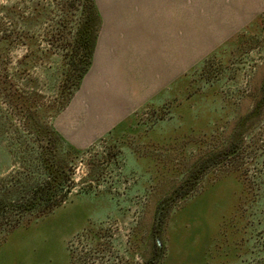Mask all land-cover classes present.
<instances>
[{"label": "rangeland", "instance_id": "1", "mask_svg": "<svg viewBox=\"0 0 264 264\" xmlns=\"http://www.w3.org/2000/svg\"><path fill=\"white\" fill-rule=\"evenodd\" d=\"M35 2L49 0L0 6L27 15ZM94 5L100 26L77 89L62 85V52L47 38L57 16L17 22L0 45V202L20 219L7 234L0 220V264H264V113L247 118L264 82V0ZM84 9L67 34L80 27L91 46L97 21ZM34 125L57 135L37 140ZM230 145L247 152L233 161ZM40 152L68 195L22 217L26 188L43 181Z\"/></svg>", "mask_w": 264, "mask_h": 264}, {"label": "trees", "instance_id": "2", "mask_svg": "<svg viewBox=\"0 0 264 264\" xmlns=\"http://www.w3.org/2000/svg\"><path fill=\"white\" fill-rule=\"evenodd\" d=\"M91 3V10H92V16L97 21V29H95L96 34L93 38V41L85 40V36H88L89 32H86L84 30L80 31V27H78L75 31L74 40H70V36L67 34L68 29V20L74 16V15H80V16H88V12L86 8L87 3ZM0 10L3 13V16H5L9 21V28L0 29V45H2L5 42H10L13 38H16L15 32H16V23L19 22L23 25V27H28V25H34L41 21L42 19H45L48 16H57V27L55 29L48 32V41L49 44L58 50H60L62 53V67H61V77L63 79L61 80L62 85L65 86L66 82L68 80H71L72 83H70V86L77 89L79 85V80L83 77L85 74L88 64L90 63L91 59V53L93 51L94 47V41L100 26V16L98 14V11L94 5V0H49V2L41 4L40 2L32 3L29 6V12L27 15L24 14L23 11H21L17 5L14 3L10 6H0ZM20 19L19 21H17ZM15 36V37H14ZM77 46V47H76ZM75 47L77 51L80 49L81 54H79V58L75 59V53L73 55L72 52H75ZM76 51V52H77ZM77 54V53H76ZM75 61V65H74ZM76 66L77 69L74 68ZM72 87L70 91V94L72 92ZM75 89V90H76ZM72 93H74V91ZM260 91L262 92L261 98L259 102H255L256 105H254L251 112L248 114L247 118H250L251 121L259 120L261 118L260 116L264 113L263 110V96H264V82L262 83L260 87ZM66 99L71 98L72 94ZM5 98L8 101V105L13 106L14 102H17L21 105L19 108L20 111L27 117L31 118L32 112L30 109L26 106L25 101L22 100L21 102L14 98L10 91H7L4 93ZM16 100V101H15ZM66 101V102H67ZM66 102H62L63 105L67 104ZM26 106V107H25ZM26 118V119H27ZM30 122V120H28ZM34 134L36 135L37 140H45V141H51L50 138L54 140V135H57L55 131L51 128L47 127H38L36 125L32 126ZM48 130V131H47ZM258 135H256L257 137ZM48 137L49 139H46ZM255 138V137H254ZM71 148V147H70ZM259 149V147L257 148ZM229 153L228 156L232 157L233 161L237 160L239 155L243 152H247L245 148H241L239 145H230L228 149H226ZM250 150V151H249ZM248 150V153H255L256 148L251 147ZM239 154V155H238ZM252 154V153H251ZM48 156L51 157V153L47 152L42 153L40 152L37 155V162L42 166V168H45V172H43V181L36 182L38 185H36L33 189L29 186L26 188L28 190L27 198L24 203V210L23 213H20V216L22 214L23 216H26L25 214H35V215H41L45 212H47L49 209L60 205L62 201H64L67 198L68 195V189L65 191H60V187H62L63 182L65 183V179L57 176L56 173H53L49 168H46L45 162L48 160H45V158ZM25 158V157H24ZM48 158V157H47ZM50 161V160H49ZM233 161L231 163L232 167H237L233 164ZM25 162L26 161L25 159ZM29 176V174H28ZM2 198V197H1ZM3 199V198H2ZM1 201V200H0ZM12 212H10L11 215ZM9 212H5L1 207L0 202V220H7L4 225L7 227H4L2 230L5 234L9 232V229L11 230L16 224L19 222V217H15V213H12L11 216L8 215ZM10 218V219H8Z\"/></svg>", "mask_w": 264, "mask_h": 264}, {"label": "crops", "instance_id": "3", "mask_svg": "<svg viewBox=\"0 0 264 264\" xmlns=\"http://www.w3.org/2000/svg\"><path fill=\"white\" fill-rule=\"evenodd\" d=\"M238 31V30H237ZM237 32L234 31L232 32L231 34L227 35L225 38H223L221 41H219L213 48H211L207 53H205V55H203L202 57H200V59H198L199 61L201 59H203V57L207 56L211 51H214V50H218L224 43H226L230 38L234 37V35L236 34ZM184 66V67H183ZM181 65V67L177 68L178 70L174 73V74H171V76L169 77L168 80H170L174 75H176L173 79H171L169 82H167V85H171L172 83H174L178 77H180V75L183 73V70L186 69L187 65L184 64V65Z\"/></svg>", "mask_w": 264, "mask_h": 264}]
</instances>
